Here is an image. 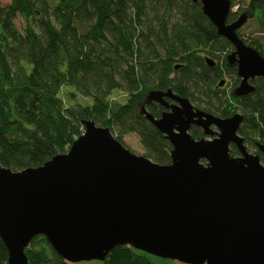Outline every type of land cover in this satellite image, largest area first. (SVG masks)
Wrapping results in <instances>:
<instances>
[{
    "label": "trees",
    "instance_id": "obj_1",
    "mask_svg": "<svg viewBox=\"0 0 264 264\" xmlns=\"http://www.w3.org/2000/svg\"><path fill=\"white\" fill-rule=\"evenodd\" d=\"M236 7V8H235ZM246 13L257 24L256 35L237 34L264 57V0H231L228 22ZM25 21L19 30L14 20ZM232 43L218 34L193 0H11L0 3V164L23 170L44 164L68 151L83 132V120L109 127L124 145L136 133L145 156L160 164L172 161L169 140L141 112L154 116L162 108L145 105L152 89L188 97L196 108L221 117L241 110L239 134L252 145L264 143V77L252 80L256 89L234 96L219 87L228 66ZM216 60L213 67L206 57ZM77 94L91 103L67 105ZM114 91L127 96L112 99ZM200 139L203 130L193 126ZM232 155H238L231 145ZM29 264H70L46 237H34L25 250ZM9 252L0 237V264ZM97 264H177L129 245H118Z\"/></svg>",
    "mask_w": 264,
    "mask_h": 264
},
{
    "label": "water",
    "instance_id": "obj_2",
    "mask_svg": "<svg viewBox=\"0 0 264 264\" xmlns=\"http://www.w3.org/2000/svg\"><path fill=\"white\" fill-rule=\"evenodd\" d=\"M228 39L237 67L233 95L252 93L264 77V57L238 34L246 13L228 22L231 0H193ZM206 62L216 64L207 56ZM224 80L219 85L223 86ZM168 105L160 118L141 112L169 140L172 161L136 154L109 127L83 120L70 149L37 167L0 164V237L8 264H29L38 235L67 262L104 261L118 245L184 264H264V164L239 134L243 114L221 117L188 97L152 89L147 99ZM192 125L215 138L196 139ZM240 155H232L231 145ZM264 155V143H256Z\"/></svg>",
    "mask_w": 264,
    "mask_h": 264
},
{
    "label": "rangeland",
    "instance_id": "obj_3",
    "mask_svg": "<svg viewBox=\"0 0 264 264\" xmlns=\"http://www.w3.org/2000/svg\"><path fill=\"white\" fill-rule=\"evenodd\" d=\"M10 1L11 0H0V3L2 5H6V4L10 3ZM55 1H57V0H51V2H53V3ZM14 23L19 30H21V31L23 30V28L25 26V21L20 16H18L14 20ZM256 30H257L256 22L249 18L247 20V22L243 25L241 32L244 34V36H254V35H256ZM232 76L233 77L235 76L232 72H230V73L226 72L225 75L223 76V79L225 80V84L223 87L226 90V92H228V93L231 92V90L233 89L232 85H233L234 79L232 78ZM69 91H74V88L65 86V87H63L62 92H61V96L64 98L67 105H72V104L79 103V102L82 104L91 103L90 98L83 97L80 94H77L75 96V100H70L67 96V92H69ZM112 99L118 100L120 102H125L127 99V96L122 91H114V94L112 95ZM236 112H241V110L238 109ZM214 137L215 136H209L210 139H213ZM123 141L125 143V146H127L134 153L143 154V155L145 154V150H144V148L140 142V138L136 133H134V132L128 133L127 135L124 136ZM247 148L251 153L256 154V149L252 145L248 144ZM176 263L177 264H184V263H180V262H176ZM70 264H97V263H93L91 261H88V262H75V263H70Z\"/></svg>",
    "mask_w": 264,
    "mask_h": 264
},
{
    "label": "flooded vegetation",
    "instance_id": "obj_4",
    "mask_svg": "<svg viewBox=\"0 0 264 264\" xmlns=\"http://www.w3.org/2000/svg\"><path fill=\"white\" fill-rule=\"evenodd\" d=\"M234 51V48H233V50H232V52ZM229 55V54H228ZM215 62H216V60H215ZM216 65V64H215ZM214 65V66H215ZM213 66V67H214ZM228 66H230L229 64H228ZM230 67H236V66H230ZM236 70H237V67H236ZM226 73V72H225ZM225 75V74H224ZM237 76H238V74H237ZM238 78H239V76H238ZM222 80H224V79H222ZM239 82H240V78H239ZM251 82H252V80H251ZM224 84H225V80H224ZM224 84H223V86H224ZM223 86H220L219 85V87H221V88H224ZM236 87H233V89H232V93H233V90L235 89ZM168 89H171V88H168ZM167 89V90H168ZM156 90H158V89H156ZM172 90V89H171ZM162 91H166V90H162ZM173 91V93H175V94H178V93H176L174 90H172ZM178 95H180V94H178ZM181 96H183V95H181ZM164 100H165V102H167V104H162L161 102H159V101H155V100H149V99H147V101H146V104L145 105H149V106H153V107H156V108H162V112H161V114H160V116H158V117H155V118H160L161 116H162V114L165 112V111H168V110H170V107L168 106V105H171V104H173V103H176V101L172 98V97H169V96H165L164 97ZM146 109H147V107H146ZM200 109V108H199ZM148 110V109H147ZM203 110V109H202ZM208 112V111H207ZM212 113V112H211ZM193 126H196V127H199V126H197V125H192V127ZM191 127V128H192ZM199 128H201V127H199ZM202 129V128H201ZM203 130V129H202ZM190 133H191V130H190ZM203 133H204V131H203ZM209 136H215L216 137V135H206L205 133H204V136L202 137V138H209ZM214 137V138H215ZM201 139V138H200ZM210 139V138H209ZM247 147H248V145H247ZM237 148V147H236ZM239 151V150H238ZM257 151V150H256ZM238 155H240V152H239V154Z\"/></svg>",
    "mask_w": 264,
    "mask_h": 264
}]
</instances>
